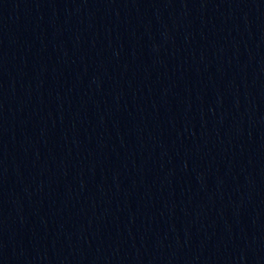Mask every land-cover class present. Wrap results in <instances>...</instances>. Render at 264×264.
I'll list each match as a JSON object with an SVG mask.
<instances>
[{"label":"water","instance_id":"obj_1","mask_svg":"<svg viewBox=\"0 0 264 264\" xmlns=\"http://www.w3.org/2000/svg\"><path fill=\"white\" fill-rule=\"evenodd\" d=\"M104 0H0V264H75Z\"/></svg>","mask_w":264,"mask_h":264}]
</instances>
